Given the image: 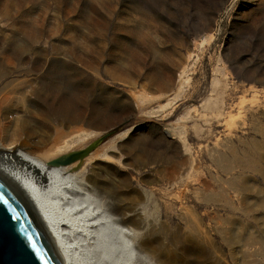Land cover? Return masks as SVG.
<instances>
[{"label": "rangeland", "instance_id": "1", "mask_svg": "<svg viewBox=\"0 0 264 264\" xmlns=\"http://www.w3.org/2000/svg\"><path fill=\"white\" fill-rule=\"evenodd\" d=\"M7 143L85 152L146 264H264V0H0Z\"/></svg>", "mask_w": 264, "mask_h": 264}, {"label": "bare ground", "instance_id": "2", "mask_svg": "<svg viewBox=\"0 0 264 264\" xmlns=\"http://www.w3.org/2000/svg\"><path fill=\"white\" fill-rule=\"evenodd\" d=\"M30 149L27 143L0 146V174L29 206L61 264H146V249L123 219L80 185V163L54 164L66 158L51 161L53 153Z\"/></svg>", "mask_w": 264, "mask_h": 264}, {"label": "water", "instance_id": "3", "mask_svg": "<svg viewBox=\"0 0 264 264\" xmlns=\"http://www.w3.org/2000/svg\"><path fill=\"white\" fill-rule=\"evenodd\" d=\"M107 138V137H105ZM96 141L93 148L101 144ZM83 155V152L80 153ZM78 154L57 160L68 165ZM0 264H61L51 242L17 189L0 174Z\"/></svg>", "mask_w": 264, "mask_h": 264}]
</instances>
